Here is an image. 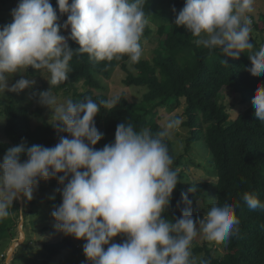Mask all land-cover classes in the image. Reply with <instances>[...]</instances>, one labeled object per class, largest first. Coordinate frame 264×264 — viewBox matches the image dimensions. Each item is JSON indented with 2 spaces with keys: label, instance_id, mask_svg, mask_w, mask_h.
Instances as JSON below:
<instances>
[{
  "label": "clouds",
  "instance_id": "obj_1",
  "mask_svg": "<svg viewBox=\"0 0 264 264\" xmlns=\"http://www.w3.org/2000/svg\"><path fill=\"white\" fill-rule=\"evenodd\" d=\"M147 0H19L11 23L0 27V94H19L34 88L29 67L47 73L49 90L32 93L41 107L51 110L50 125L59 140L53 147L21 142L9 148L0 162V219L10 215L13 202L31 201L41 181L56 180L61 203L51 213L55 229L64 236L84 241L87 264H195L191 245L198 235L216 244L239 232L235 214L239 203L213 204L202 219H193L192 201L181 193V217L167 219L166 212L179 180L178 169L165 143L182 123L168 118L155 134L137 130L129 122L117 125L114 142L97 149L103 138L95 125L101 106L114 108L119 97L94 101L91 97L57 105L51 87L69 79L74 55L111 62L128 57L138 62L141 38L149 21ZM255 0H184L175 25L196 37L195 43L222 57L238 59L248 53L252 76L264 75V45L250 43V13ZM176 13L175 7L172 9ZM67 16L60 22L61 16ZM79 45L70 48L62 32ZM223 63L227 65L226 60ZM27 75L15 83L12 78ZM254 115L264 124V87L253 94ZM55 106V107H53ZM109 112V111H108ZM24 157V159H22ZM189 187L188 193H194ZM251 210L264 203L245 192ZM122 237V243H114ZM202 264H207L202 261Z\"/></svg>",
  "mask_w": 264,
  "mask_h": 264
},
{
  "label": "trees",
  "instance_id": "obj_2",
  "mask_svg": "<svg viewBox=\"0 0 264 264\" xmlns=\"http://www.w3.org/2000/svg\"><path fill=\"white\" fill-rule=\"evenodd\" d=\"M51 3L60 16L57 1L51 0ZM183 5L184 0H147L144 11L149 23L141 43L157 37L159 44L151 60H139L135 64V73L128 70L126 56L121 60L98 62L90 60L87 54L74 55L70 61L69 79L53 86L52 90L56 94H71L73 101L85 97H91L96 102L107 100V84L117 68L126 72L122 80L125 87L147 88L142 100L137 103L128 101L124 94H120L118 104L109 112L101 106L95 125L103 137L115 133L117 125L124 121H130L137 130L148 128L155 134L162 127L157 119L158 110L164 106L178 108L184 104L185 120L182 124L190 133L186 150L206 149L210 166L215 171L216 183L189 182L186 175L178 170L181 183H178L172 194L166 218L181 217L183 192L192 201L193 219H202L205 215L201 201L209 189L214 190L217 206L239 203L235 209L240 220L239 232L224 243L225 253L222 256H216V251L206 245L198 246V237L195 238L191 245L195 264H202V261L207 264H264V209L251 210L242 199L247 192L264 203V124L255 117L252 104L257 87H264V75L252 76L247 71L251 67L247 52L238 59H232L222 57L219 50L210 54L208 49L198 46L196 37L175 25V15ZM173 7L176 9L175 14ZM66 19V15L61 16L60 22ZM252 28L249 40L258 50L259 44L264 45V39L256 37L257 34L264 35V15L258 16ZM61 34L66 37L70 48L74 51L79 49V45L70 39V29ZM224 88L238 95L242 104L248 105L234 120L230 119L226 107L220 103ZM42 114V109L30 111L19 103L0 102L6 138V142L0 144V156L21 142L28 146L39 144L46 147L58 143L59 136L50 126L54 123L42 121L34 126L33 120L41 119ZM165 143L173 159L172 167L180 168L183 165L182 158L175 154L169 137L165 138ZM48 182L53 188L49 200L52 213L61 203L60 185L54 179ZM190 186L196 188L192 194L188 193ZM5 229L4 225L0 226V241L3 240ZM123 239L117 237L115 241L122 243ZM43 250L49 257L63 253L80 257V251L65 237L47 243Z\"/></svg>",
  "mask_w": 264,
  "mask_h": 264
},
{
  "label": "rangeland",
  "instance_id": "obj_3",
  "mask_svg": "<svg viewBox=\"0 0 264 264\" xmlns=\"http://www.w3.org/2000/svg\"><path fill=\"white\" fill-rule=\"evenodd\" d=\"M0 2V27L11 23V11L14 9L19 0H2ZM57 1V0H54ZM252 21L258 19L259 15H264V0H255L254 11L249 14ZM253 26V23H252ZM253 33V32H252ZM257 39L263 38L264 35H256ZM256 39V40H257ZM259 42V41H258ZM159 44L157 37H152L149 41L143 40L142 55L140 60H151L154 56V51ZM258 46H261L260 44ZM135 63H127L129 71L135 73ZM28 75L35 78L36 83L33 89L24 90L23 92L9 93L5 95L0 94V102L5 103H19L25 106L28 110L42 109V118L39 120L34 119V126L38 125L42 121H48L54 123L51 118V110L46 107H41L37 103L36 97L32 96V93H39L41 91H47L50 85L45 79H48L47 73H42L41 76L36 70L29 67L27 70ZM27 73L21 70L15 74L12 78V83L19 80L20 76H26ZM126 72L117 68L114 70L112 78L107 84V96L108 99L113 96L124 94L125 98L133 103H137L142 100L143 95L147 92V88L144 87H125L122 84V80L125 78ZM53 87V86H52ZM51 87V92L56 98L57 105L65 103L68 99H71V94L64 95L63 92L56 94ZM183 103V102H182ZM222 103L229 112L230 119L234 120L237 116L243 112L248 105L241 103V98L238 95L233 94L229 89L224 88L221 91ZM55 107V106H53ZM184 104L178 108H172L170 106L161 107L158 110L157 119L160 125L168 118H179L182 123L185 120L184 116ZM180 124L179 128L173 131L169 137L173 146L175 154L182 158V163L179 171L183 175H186L189 182H207L215 185V171L210 166V159L207 151L204 147L197 148L192 151H187V139L190 137L189 129L183 127ZM4 119L0 116V144L6 142V138L3 134ZM115 133L103 137L101 141L95 146L97 149L101 145L109 144L114 141ZM4 156H0V162H2ZM214 183V184H213ZM213 189V188H212ZM53 188L47 181H41L38 188L33 193V199L31 201H25L23 199L13 202L12 208H9L10 215L4 219H0V226L4 225L6 232L3 240L0 241V264H87L86 257L83 253L84 241H77L72 237L64 236L58 232L52 219L51 209L49 206V200L53 194ZM214 191V190H213ZM209 189L206 192L205 198L202 199V212L205 215L207 211L216 203L214 192ZM62 237L69 239L80 251V257H74L69 254H61L56 257H49L43 250L44 246L49 242H55ZM116 243V241H113ZM211 248L216 251V256H222L225 253V244H216L206 240L203 235H198V246Z\"/></svg>",
  "mask_w": 264,
  "mask_h": 264
}]
</instances>
